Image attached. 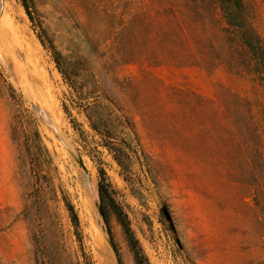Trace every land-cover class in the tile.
<instances>
[{
  "label": "rangeland",
  "instance_id": "obj_1",
  "mask_svg": "<svg viewBox=\"0 0 264 264\" xmlns=\"http://www.w3.org/2000/svg\"><path fill=\"white\" fill-rule=\"evenodd\" d=\"M191 1L0 0V264H136L99 182L148 264H264V82Z\"/></svg>",
  "mask_w": 264,
  "mask_h": 264
},
{
  "label": "trees",
  "instance_id": "obj_2",
  "mask_svg": "<svg viewBox=\"0 0 264 264\" xmlns=\"http://www.w3.org/2000/svg\"><path fill=\"white\" fill-rule=\"evenodd\" d=\"M201 1L202 0H192L190 2L193 8L192 13H190V11L187 9H179L181 14L185 18V26H188L190 30L193 26V22H205V17L207 16V14L204 12V9L199 6V4H201ZM187 5L188 2L186 3V6ZM25 7L28 14L31 15L28 5H25ZM217 8L221 12L220 21L225 24L224 31L228 34L227 39L230 38V43L236 42L237 44H239V46H241L246 52L244 53L245 60L242 61L243 67L241 70L246 71L249 74H254L257 79L264 82V40L250 21L249 10L245 1L214 0V9L216 10ZM183 28L184 26L178 25L176 29H180L181 32H184ZM206 57L193 55L191 60L192 62L206 64H215L221 60V57L219 55L211 57L208 56L209 58ZM56 60L59 64V59ZM185 60H187L186 57ZM65 108V110L68 111V107L66 106ZM98 191L109 233L111 231L107 220L106 206H109L114 211L118 220L123 225L131 250L134 255L135 263L148 264V259L145 253L142 251L138 239L133 234L132 229L127 221L126 215L123 213L122 209L115 203V200L110 195L108 189L103 185L102 182H99L98 184ZM68 208L72 213V218L74 219V222L78 224V217L74 211L73 205L68 203Z\"/></svg>",
  "mask_w": 264,
  "mask_h": 264
},
{
  "label": "water",
  "instance_id": "obj_3",
  "mask_svg": "<svg viewBox=\"0 0 264 264\" xmlns=\"http://www.w3.org/2000/svg\"><path fill=\"white\" fill-rule=\"evenodd\" d=\"M98 194H99V191H98ZM99 208H100V211H101L102 216L104 217V211H103V207H102V203H101L100 195H99ZM104 219H105V217H104ZM105 222H106V221H105Z\"/></svg>",
  "mask_w": 264,
  "mask_h": 264
}]
</instances>
